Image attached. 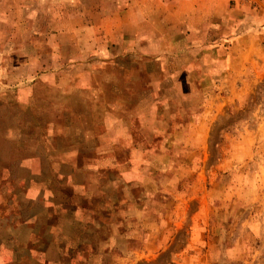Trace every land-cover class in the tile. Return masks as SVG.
Segmentation results:
<instances>
[{"label": "rangeland", "instance_id": "obj_1", "mask_svg": "<svg viewBox=\"0 0 264 264\" xmlns=\"http://www.w3.org/2000/svg\"><path fill=\"white\" fill-rule=\"evenodd\" d=\"M228 6L114 39L107 0H0V264H264V0Z\"/></svg>", "mask_w": 264, "mask_h": 264}, {"label": "crops", "instance_id": "obj_2", "mask_svg": "<svg viewBox=\"0 0 264 264\" xmlns=\"http://www.w3.org/2000/svg\"><path fill=\"white\" fill-rule=\"evenodd\" d=\"M111 4V16L103 18L102 22L99 25L92 24V29L100 28L103 31L104 35L114 38L119 36L120 31L129 28L131 29L133 26L142 21H147L159 14L162 10L170 8V19H175L178 17L182 19V23H177L172 26H178L184 28V31H180L187 35L188 32L186 30L192 29H205L207 26L218 25V21H222V23L231 24L232 21H225L226 17L223 18L227 12L230 11L228 3L230 0L222 1V7L214 8L212 7L211 11L206 13H201V4L204 2H209L211 0H107ZM214 9V10H213ZM96 11H107L108 7H96ZM230 13V12H229ZM231 14V13H230ZM165 16L160 17L164 21ZM166 18V17H165ZM223 18V19H222ZM231 18L230 16L228 17ZM123 19V20H122ZM231 20V19H230ZM126 26V27H124ZM144 27H147L144 25ZM179 27V26H178ZM147 30V29H146ZM145 33L140 31L138 33V37H140L138 41V45H134L136 49H138L141 55L138 57L140 59H149L156 60L166 58L165 55H158L153 53L152 51L147 52L148 44L155 43L154 36L144 35ZM189 35V34H188ZM189 36H186L188 40ZM203 42V41H200ZM247 58V55L244 56ZM245 61L244 59H241Z\"/></svg>", "mask_w": 264, "mask_h": 264}]
</instances>
